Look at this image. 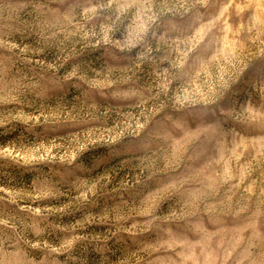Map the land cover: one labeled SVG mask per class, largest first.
I'll return each instance as SVG.
<instances>
[{"label":"rangeland","instance_id":"obj_1","mask_svg":"<svg viewBox=\"0 0 264 264\" xmlns=\"http://www.w3.org/2000/svg\"><path fill=\"white\" fill-rule=\"evenodd\" d=\"M0 264H264V0H0Z\"/></svg>","mask_w":264,"mask_h":264}]
</instances>
